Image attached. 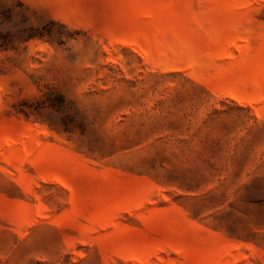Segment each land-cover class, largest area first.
<instances>
[{"label":"rangeland","instance_id":"374dc122","mask_svg":"<svg viewBox=\"0 0 264 264\" xmlns=\"http://www.w3.org/2000/svg\"><path fill=\"white\" fill-rule=\"evenodd\" d=\"M0 264H264V0H0Z\"/></svg>","mask_w":264,"mask_h":264}]
</instances>
